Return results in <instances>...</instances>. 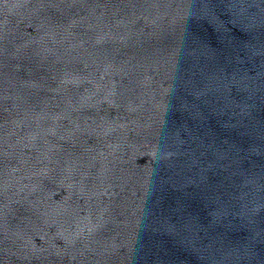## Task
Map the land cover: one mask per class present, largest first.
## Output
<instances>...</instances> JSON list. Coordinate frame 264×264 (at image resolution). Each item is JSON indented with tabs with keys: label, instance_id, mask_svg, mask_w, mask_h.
I'll return each mask as SVG.
<instances>
[{
	"label": "water",
	"instance_id": "95a60500",
	"mask_svg": "<svg viewBox=\"0 0 264 264\" xmlns=\"http://www.w3.org/2000/svg\"><path fill=\"white\" fill-rule=\"evenodd\" d=\"M0 264H264V0H0Z\"/></svg>",
	"mask_w": 264,
	"mask_h": 264
}]
</instances>
